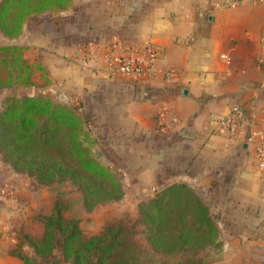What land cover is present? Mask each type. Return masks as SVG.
Instances as JSON below:
<instances>
[{
	"label": "crops",
	"instance_id": "1",
	"mask_svg": "<svg viewBox=\"0 0 264 264\" xmlns=\"http://www.w3.org/2000/svg\"><path fill=\"white\" fill-rule=\"evenodd\" d=\"M81 2L72 0L56 14L52 30L51 21L34 26L27 20L8 40L25 45L24 58L38 54L41 69L33 65L32 87L56 90L83 106L92 101L95 143L102 147L97 139L120 135L123 153L147 164L141 175L162 176L169 162L165 178L200 188L219 241L218 259L207 264H264V169L256 168L247 139L264 114V70L257 64L264 1L223 6L221 0H93V27L83 30L77 22L71 30V14ZM83 32L100 51L113 37L125 47L151 45L157 51L153 73L142 80L95 74L93 63L82 62L84 41L71 42L70 35ZM56 34L62 40L57 45L51 42ZM233 105L241 124L229 140L212 132L211 124ZM104 158L112 160L107 153ZM3 167L0 160V182ZM11 184L4 183L8 193Z\"/></svg>",
	"mask_w": 264,
	"mask_h": 264
},
{
	"label": "trees",
	"instance_id": "2",
	"mask_svg": "<svg viewBox=\"0 0 264 264\" xmlns=\"http://www.w3.org/2000/svg\"><path fill=\"white\" fill-rule=\"evenodd\" d=\"M71 0H0V33L14 38L21 33L23 20L44 11L65 9ZM16 44L0 46V89L17 82L29 83L30 67ZM92 140L82 117L72 103L57 102L48 96H14L0 109V156L15 172L32 177L38 184L62 179L75 183L87 210L101 201L123 195L118 175L100 163L90 150ZM62 206L53 205L43 219V233L29 239L34 253L48 256L58 246L70 264H111L121 253L122 264H135L137 255L126 254L119 230L105 228L98 236L85 238L76 221L66 220ZM146 239L153 251L175 256L172 264H203L193 254L218 246L215 219L203 198L186 182L166 183L154 196L138 206ZM21 264H36L33 257L12 251ZM179 254H188L183 259ZM178 256V257H177Z\"/></svg>",
	"mask_w": 264,
	"mask_h": 264
},
{
	"label": "rangeland",
	"instance_id": "3",
	"mask_svg": "<svg viewBox=\"0 0 264 264\" xmlns=\"http://www.w3.org/2000/svg\"><path fill=\"white\" fill-rule=\"evenodd\" d=\"M81 1V7H79L80 4L78 3L77 11H73L71 14V30H75L76 27L74 25L77 22H79L80 28L82 29L84 26L85 28L87 27V29L93 27V0ZM67 8H69V6L62 10L44 11L42 13L33 14L25 18L23 23L29 20L32 22L31 25L36 26L39 23L45 24L43 23L44 21H51L52 25L50 22H47V27L52 30L51 26L57 24L58 18L56 14L67 10ZM78 12L82 14H77ZM52 14H54V18L50 17ZM76 14L79 18H77ZM40 28L41 27H39V29ZM89 34L90 33L83 32L79 33V35H70L71 42L81 43V41H84V44L86 42L85 40L89 39L87 38ZM2 36L3 37H0V46L16 44L22 48L21 56L26 64L29 65L30 74L33 65H36L34 69H41L40 62L37 60V58H39L37 56L38 54H32V52L29 56L24 58L23 51L26 48L25 45L17 41H8L16 37L9 38L4 35ZM54 38L55 39H51V42L53 41L55 45H57L58 42L62 43L61 38H59V40L57 34ZM34 39L38 41L40 38L35 36ZM42 50L40 49V52ZM30 58L31 60H35V62L31 64L27 63ZM45 85L46 83H43V87ZM32 86H34L33 82L29 79V83L27 84L17 82L13 86L0 89V109L7 98L23 95L37 96V93L42 96H48L57 102H70L74 104L76 106V112L84 121L85 130L92 140L90 145L92 155H94L100 163L111 168L118 175L123 195L116 200L98 202L91 209L87 210L83 206L80 189L69 179H62L45 185L38 184L32 177H29L25 173L13 171L8 164L2 161L0 156V160L4 166H6L3 167L5 168L6 176L2 179L3 181L0 182V264H21V260L13 255L11 253L12 251H19L33 257L36 264H70L63 260L58 246H55L48 256L39 257L34 253L33 247L29 243V239L35 240L42 236L44 230L43 219L50 215L55 203H59L62 206V215L66 220L76 221L83 237L98 236L103 233L105 228H110L112 230L118 228L119 237L126 242L125 249L122 251L128 255L129 253L137 255L135 264H172L175 256H165L151 249L146 239L144 224L139 216L138 206L141 202L152 198L157 188H161L166 183L185 181L179 178L176 180L172 177L165 178L163 176L164 173L165 175L166 173H170L169 162L163 163L166 168L161 173L162 176L152 177L150 171L144 176L141 175L147 170L143 169L146 163L139 161L137 156L133 157V155L123 153V151H125V146L117 143L123 140L120 135L99 138L97 140H100L102 147L98 146L95 143L96 137L93 139L92 101H89L86 106H83L81 102L77 100H66L63 95L56 90L53 93H44L42 90L47 88L38 90L36 87ZM38 86L42 87V85ZM106 149L108 151H106ZM102 152H106L107 156L110 159L112 158V160H106L104 158L106 153L103 155ZM154 157L155 156L152 154L150 157L151 160ZM147 163L151 169L154 167L152 161ZM139 167L142 168V171L139 170ZM7 181H12V183L15 184V186L11 184L10 193L5 189L6 186L4 183ZM192 188L203 198L202 195L204 193L199 191L200 188L197 189L194 188V186ZM217 247L218 246L206 247L193 254L192 257L200 260L203 264H207L208 261L214 262L218 259V254L215 251ZM178 256L183 259H188V254H179ZM122 258L121 253L120 255L116 254L112 257L110 262L111 264H122Z\"/></svg>",
	"mask_w": 264,
	"mask_h": 264
},
{
	"label": "built area",
	"instance_id": "4",
	"mask_svg": "<svg viewBox=\"0 0 264 264\" xmlns=\"http://www.w3.org/2000/svg\"><path fill=\"white\" fill-rule=\"evenodd\" d=\"M264 0H221V5L231 6L240 3H258ZM261 48L257 58L258 66L264 70V37L260 40ZM100 51L92 41L82 45L85 55L82 62L93 63L95 74H104L107 77H130L135 80L149 77L154 70V60L157 58V51L151 45L143 47H125L116 37ZM169 71V70H168ZM170 72V71H169ZM261 121L258 127L251 125L248 134L256 168L264 169V114L260 115ZM240 110L233 105L229 112L213 120L212 132H223L229 140L236 138L240 132Z\"/></svg>",
	"mask_w": 264,
	"mask_h": 264
},
{
	"label": "water",
	"instance_id": "5",
	"mask_svg": "<svg viewBox=\"0 0 264 264\" xmlns=\"http://www.w3.org/2000/svg\"><path fill=\"white\" fill-rule=\"evenodd\" d=\"M34 91H35V89H34ZM46 90H42V92H45ZM35 93V92H34ZM41 94V93H40ZM37 95H39L38 93H37Z\"/></svg>",
	"mask_w": 264,
	"mask_h": 264
}]
</instances>
